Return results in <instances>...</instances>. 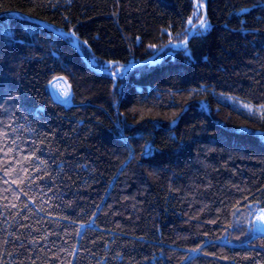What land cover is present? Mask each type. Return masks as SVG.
<instances>
[{
    "label": "trees",
    "instance_id": "16d2710c",
    "mask_svg": "<svg viewBox=\"0 0 264 264\" xmlns=\"http://www.w3.org/2000/svg\"><path fill=\"white\" fill-rule=\"evenodd\" d=\"M206 3L208 30L115 75L185 40ZM8 11L0 264H264V0H0Z\"/></svg>",
    "mask_w": 264,
    "mask_h": 264
},
{
    "label": "water",
    "instance_id": "95a60500",
    "mask_svg": "<svg viewBox=\"0 0 264 264\" xmlns=\"http://www.w3.org/2000/svg\"><path fill=\"white\" fill-rule=\"evenodd\" d=\"M13 11H8V12H2L0 13V17L7 14V13H12ZM207 13H208V5L207 3L204 4V14H203V17L201 20H206L207 18ZM38 22H41L47 26H50L51 28H53L46 20L44 19H41V18H37V17H34L32 18ZM196 27H193L190 32H189V35L188 37L183 40V41H180V42H176V43H170V44H167L166 46H164L163 48H161L160 50H158L157 52H155L152 56H150L148 59H145L143 61H140V62H132L130 63L129 65H127L122 71H120L119 73H115V75H121V74H125L127 73L130 69H132L133 67H136L142 63H147L149 61H152L154 60L155 58H157L168 46H180V45H183L185 43H182V42H188L191 38V35L193 34V31L199 27V22L195 25ZM56 32L58 33H66V34H70L72 35V37L75 39V42H76V47H77V50L78 52L80 53V55L83 57V59L85 60V62L93 69L94 67L89 63L88 59L86 58L85 54L83 53L82 49L80 48V45H79V42H78V39L77 37L72 34V33H69L68 31H65V30H57L55 28H53ZM95 70H99V69H96L94 68Z\"/></svg>",
    "mask_w": 264,
    "mask_h": 264
},
{
    "label": "rangeland",
    "instance_id": "374dc122",
    "mask_svg": "<svg viewBox=\"0 0 264 264\" xmlns=\"http://www.w3.org/2000/svg\"><path fill=\"white\" fill-rule=\"evenodd\" d=\"M205 21H207L208 27L205 30H201V32H205L211 26L209 20H205ZM120 71H122V70H120ZM119 72H117V73H119ZM69 91H70V87H69V85L67 84V82L63 78H57V79H55L53 81V83H52V92L56 96V98L68 101L69 95H67L66 98H64L63 95H65V93L69 94ZM232 101H233L234 104H236V105H238L240 107L248 108V109H251V110H254V108H255L254 105L251 102L242 101V100H239V99H237L235 97L232 98ZM258 211H257V213L255 214V217H254V219H255V230L259 231L260 233H264V221L263 220H259L260 215L261 214L264 215V212L263 213H259Z\"/></svg>",
    "mask_w": 264,
    "mask_h": 264
},
{
    "label": "snow or ice",
    "instance_id": "6c2138e0",
    "mask_svg": "<svg viewBox=\"0 0 264 264\" xmlns=\"http://www.w3.org/2000/svg\"><path fill=\"white\" fill-rule=\"evenodd\" d=\"M241 11H246V10H243L242 9ZM189 24H191V19L189 20ZM193 27H196V26H193ZM207 27H208L207 21H205V20H200L199 21V28L201 30H205ZM182 43H186V42H182ZM67 95H69V94L68 93H65V96H67ZM260 219L261 220H264V216H261Z\"/></svg>",
    "mask_w": 264,
    "mask_h": 264
},
{
    "label": "bare ground",
    "instance_id": "6f19581e",
    "mask_svg": "<svg viewBox=\"0 0 264 264\" xmlns=\"http://www.w3.org/2000/svg\"><path fill=\"white\" fill-rule=\"evenodd\" d=\"M258 214H259V213H258ZM261 216H264V215H263V214H261V215H260V217H261ZM260 217H259V220H261V219H260ZM263 221H264V220H263Z\"/></svg>",
    "mask_w": 264,
    "mask_h": 264
},
{
    "label": "built area",
    "instance_id": "2783aa9c",
    "mask_svg": "<svg viewBox=\"0 0 264 264\" xmlns=\"http://www.w3.org/2000/svg\"><path fill=\"white\" fill-rule=\"evenodd\" d=\"M263 210H264V208H261V209H260V211H263Z\"/></svg>",
    "mask_w": 264,
    "mask_h": 264
}]
</instances>
